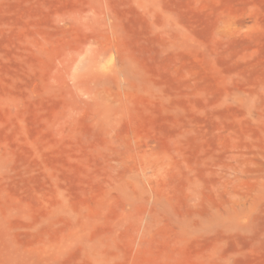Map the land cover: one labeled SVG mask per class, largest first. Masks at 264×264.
<instances>
[{"label":"rangeland","instance_id":"rangeland-1","mask_svg":"<svg viewBox=\"0 0 264 264\" xmlns=\"http://www.w3.org/2000/svg\"><path fill=\"white\" fill-rule=\"evenodd\" d=\"M0 264H264V0H0Z\"/></svg>","mask_w":264,"mask_h":264}]
</instances>
